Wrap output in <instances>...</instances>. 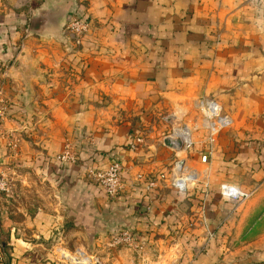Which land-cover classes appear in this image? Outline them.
<instances>
[{"label":"crops","instance_id":"1","mask_svg":"<svg viewBox=\"0 0 264 264\" xmlns=\"http://www.w3.org/2000/svg\"><path fill=\"white\" fill-rule=\"evenodd\" d=\"M74 1L91 19L79 42L64 29ZM0 88L5 130L21 135L16 165L0 144V173L20 188L13 206L0 193V264H70L54 251L61 226L93 245L125 227L169 229L176 199L194 192L150 197L135 180L172 165L164 116L187 119L203 99L233 119L215 145L219 182L236 184L226 172L239 152L238 186L255 192L240 203L211 193L224 236L190 264H264V0H0ZM84 134L94 148L57 162ZM114 162L129 182L118 199L85 178Z\"/></svg>","mask_w":264,"mask_h":264},{"label":"rangeland","instance_id":"2","mask_svg":"<svg viewBox=\"0 0 264 264\" xmlns=\"http://www.w3.org/2000/svg\"><path fill=\"white\" fill-rule=\"evenodd\" d=\"M198 104L195 113H187V119L185 117H171L166 115L164 117H167V120H162L163 124L167 123L168 125L165 135H162L161 138L163 139L162 146L164 148L165 146L169 148L167 151V156L169 160L171 159L172 161V165L168 167V170L165 172H159L156 175H150V177H145L142 174H138L135 180L141 184L143 183L140 188L144 189L146 194L150 197L155 191L161 190L165 186V192L167 193L170 192L171 189L177 190L184 196H187L188 193L194 192V195L187 196L183 199H176L178 201L177 205L176 202H173L172 206L176 205L177 207L175 208L178 209V211H175L171 217H168L167 226L169 229L160 230V228H157V230L153 231H139L132 227H125L123 230L107 235L105 238L99 241L98 244L93 245L88 244L84 237L78 235L77 232L71 231L70 233L69 230H64L63 226H61L60 230L58 231L59 235L57 247H55L54 251L58 256H60L62 260L63 256H65L66 259L64 260L70 264H80L75 261L76 259L85 264H190L197 253L207 252L212 248L208 245L214 239L223 238L224 222L221 224V226L217 227V220L212 218L210 215L208 210L210 203L209 196L211 193H214V198L219 194L221 198L227 199L221 195L222 185L230 184L239 187L238 185H246L245 183L247 182H244L245 179H243L240 174V163L238 164V161L240 160L239 152L235 151H233V157L237 159L233 164L237 165V167H232L230 172H226V174L228 175L227 177H231L232 179L235 178L237 181L235 182L236 184L230 182L229 180L227 182H219L221 175L219 174L217 167L214 166V155L216 152L215 145L217 143L219 134L231 128L232 126L222 129L218 133L212 134L211 131L206 127L207 119L200 110ZM8 113L9 112L7 109V114ZM178 129L183 130V136H177L180 144L168 145L166 139H171V136H173ZM199 131H201L202 136L200 135ZM194 133H196L195 140L193 137ZM14 136L19 139L20 148L21 135L17 136L14 134ZM144 136L145 135H138L135 137L133 145H142L145 140ZM146 136L148 137L147 133ZM0 144H2L4 147L6 156L12 158L11 160L13 161L10 163L16 165L15 159L19 158V148L17 152H12L9 148L7 149L3 142H0ZM66 145H70V151H72L71 154L76 157V163L72 165H77L80 161L81 153L88 152L94 148L96 145V140L93 134L82 135L80 145L74 144L72 140H67L63 151L58 155L64 152ZM205 156L207 157L206 161L203 160ZM186 162H189L192 168H189L186 165ZM64 165L71 166L70 164L65 163ZM121 166L123 172L124 167L122 164ZM90 170L103 169L88 167L85 170V178L89 181V183L98 185L96 184L95 179L91 177ZM3 175L8 180L9 186V191L3 195L8 205L13 206L16 203V193L20 191L19 186H17V174L16 172H13L9 173L8 175ZM176 178H183V180L186 181L185 183L181 182L178 184L175 181ZM213 180L215 181L214 183ZM123 184L124 188L122 194L117 198L110 199H118L119 197L126 194L129 182L123 178ZM36 185H38L39 189H41L39 184ZM252 185H255V183ZM254 192L255 189L248 192L251 193V196L247 199H250ZM247 199L228 200L240 203ZM54 203L59 206L57 199ZM247 206L248 205H246L245 208ZM68 223L72 226L71 221ZM122 232H128L130 235H132L133 240L131 239L130 243L122 242L115 244V238H118ZM197 243L200 245H197ZM221 249L223 250V247H221ZM81 253H83V255H81Z\"/></svg>","mask_w":264,"mask_h":264},{"label":"built area","instance_id":"3","mask_svg":"<svg viewBox=\"0 0 264 264\" xmlns=\"http://www.w3.org/2000/svg\"><path fill=\"white\" fill-rule=\"evenodd\" d=\"M91 19L87 16L86 11L78 5L77 10L71 14L69 22L65 26V31L75 37L76 41L90 31ZM200 110L207 119L206 127L212 134L218 133L220 130L229 128L233 125V119L228 114L224 113L222 105L214 99H203L198 104ZM7 98L5 90L0 88V142H3L7 149L12 152H17L19 148V139L13 133L7 132L4 127L7 118ZM179 135L183 136V130H179ZM70 145H66L64 152L57 156V161L65 164H75L76 157L71 154ZM204 161L207 160L205 156ZM91 177L95 179L109 198H117L123 192L124 184L122 178V166L119 162L111 164L106 170H90ZM178 184L186 180L176 178ZM153 185V184H152ZM9 191L8 180L3 174H0V193L6 194ZM221 195L224 198L231 200L247 199L251 193L244 192L239 187L225 184L221 187ZM132 235L128 232H122L118 238H115L114 243L128 242L130 243ZM133 240V239H132Z\"/></svg>","mask_w":264,"mask_h":264},{"label":"water","instance_id":"4","mask_svg":"<svg viewBox=\"0 0 264 264\" xmlns=\"http://www.w3.org/2000/svg\"><path fill=\"white\" fill-rule=\"evenodd\" d=\"M77 8H78V4L76 3V1H74V4H73V6H72V8L70 10V13L71 14L74 13L77 10ZM166 142H167L168 145L180 144L179 140L173 141V140H171L169 138L166 139ZM63 259H66L65 256H63Z\"/></svg>","mask_w":264,"mask_h":264},{"label":"bare ground","instance_id":"5","mask_svg":"<svg viewBox=\"0 0 264 264\" xmlns=\"http://www.w3.org/2000/svg\"><path fill=\"white\" fill-rule=\"evenodd\" d=\"M179 132H180V131H179V129H178L177 132H176L173 136H171V140H173V141L178 140V139H177V136H179ZM81 255H83V253H81ZM81 255H80V256H81ZM84 255H85V254H84ZM66 256H68V255H66ZM80 256H75V257H80ZM68 257H69V256H68ZM75 261H76L77 263H80V264H85V263H83V262L81 263V262H80L79 260H77V259H76Z\"/></svg>","mask_w":264,"mask_h":264}]
</instances>
